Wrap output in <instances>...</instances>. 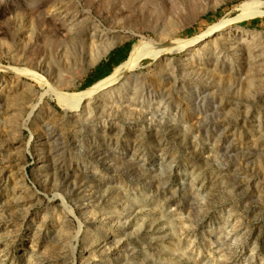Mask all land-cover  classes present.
I'll list each match as a JSON object with an SVG mask.
<instances>
[{
    "label": "rangeland",
    "instance_id": "374dc122",
    "mask_svg": "<svg viewBox=\"0 0 264 264\" xmlns=\"http://www.w3.org/2000/svg\"><path fill=\"white\" fill-rule=\"evenodd\" d=\"M244 1L0 0V264H264V14ZM140 36L180 49L57 104Z\"/></svg>",
    "mask_w": 264,
    "mask_h": 264
},
{
    "label": "bare ground",
    "instance_id": "6f19581e",
    "mask_svg": "<svg viewBox=\"0 0 264 264\" xmlns=\"http://www.w3.org/2000/svg\"><path fill=\"white\" fill-rule=\"evenodd\" d=\"M148 1L151 2L152 0L151 1L148 0ZM153 4L159 10L165 7L163 5L164 2L158 3V0H154ZM187 5L188 6H186V7L190 12H193V13L197 12L198 8H197L196 0H190V2ZM263 8H264V0H247V1H244L237 6V9L239 10V16L238 17L239 18H248V17H255L258 15L264 14ZM180 11H181V8H180ZM181 12H183V11H181ZM176 21H173L171 23V25L172 24L175 25ZM230 21H231V19H229V18L228 19H221L217 23L209 26L208 30L202 36H205L206 34H210V33L215 32V31L223 32L225 30V31L229 32V30L231 29ZM236 31H238V30H236ZM199 38H200V36H198V37L196 36L192 39L190 38V40H185L184 42L181 43V45H182L181 47L191 46V44L198 41ZM172 43L161 44V43H157V41H155V40L146 39L145 37L140 36V39L137 41V43H135L133 45L131 52L129 54L128 60L125 61L124 63H122L121 65L117 66L112 74H110L106 78L100 80L94 86L88 88L85 91L79 92V93H77V92L76 93H69L66 91H62L60 89H53V90H50V92L52 93L57 104L63 110H77V109H79L82 101L84 99L88 98L89 96H91L92 94H94L95 92L103 90L115 82L117 83V81H119L123 77L130 78V77H128V76H130V75H128V73L131 72V70H133L137 66V64L139 62H141V60L145 59L146 57L158 58L165 51L170 50L171 47H172L171 49H173V50L180 49V47H176L177 44L175 42L173 44ZM109 48H110L109 44H108V46H106L104 48H100V50L96 54V60L99 59L101 56H103L109 50ZM78 57H80V56H78ZM135 82H137V80ZM52 85H53V83H52ZM50 92L46 91V94L50 93ZM44 95L45 94L43 92V94H41V96H40V99L43 98Z\"/></svg>",
    "mask_w": 264,
    "mask_h": 264
},
{
    "label": "crops",
    "instance_id": "0c3cea01",
    "mask_svg": "<svg viewBox=\"0 0 264 264\" xmlns=\"http://www.w3.org/2000/svg\"><path fill=\"white\" fill-rule=\"evenodd\" d=\"M117 57L118 56L115 53L112 55H109V57L102 62L101 66H100L102 68V70H101V68L99 69V71L97 73H100V74H98V75H102V76L106 75L107 72H106L105 68L107 67V65H111L114 61H117L118 60ZM106 69H108V68H106ZM94 76H96V73Z\"/></svg>",
    "mask_w": 264,
    "mask_h": 264
}]
</instances>
